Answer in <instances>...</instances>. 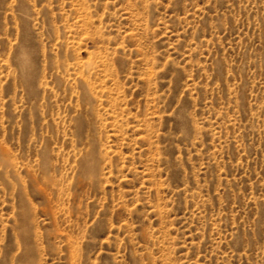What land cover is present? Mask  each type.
I'll list each match as a JSON object with an SVG mask.
<instances>
[{
    "label": "rangeland",
    "instance_id": "rangeland-1",
    "mask_svg": "<svg viewBox=\"0 0 264 264\" xmlns=\"http://www.w3.org/2000/svg\"><path fill=\"white\" fill-rule=\"evenodd\" d=\"M0 264H264V0H0Z\"/></svg>",
    "mask_w": 264,
    "mask_h": 264
}]
</instances>
